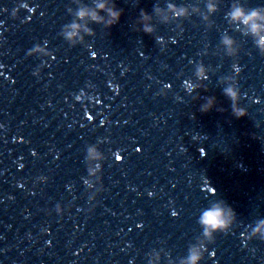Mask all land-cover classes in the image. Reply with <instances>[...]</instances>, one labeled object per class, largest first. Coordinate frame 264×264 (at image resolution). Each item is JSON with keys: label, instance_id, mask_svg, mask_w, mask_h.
Here are the masks:
<instances>
[{"label": "clouds", "instance_id": "clouds-1", "mask_svg": "<svg viewBox=\"0 0 264 264\" xmlns=\"http://www.w3.org/2000/svg\"><path fill=\"white\" fill-rule=\"evenodd\" d=\"M74 3L77 4V9L75 11V20L68 25L64 26L63 36L66 40H68L73 46L77 43L83 44L84 38L86 36H94V31L87 26V24L80 23L85 20H91L97 24H103L108 28L113 27L117 23H119L122 11L118 10L114 0H97L95 3V8L90 9L85 6L79 5V0H73ZM199 2V0H198ZM220 0H207L205 4V9L201 10L196 5L189 7L186 6H178L175 3H168L166 10H161L160 8H156L155 11L157 15L162 16L165 23H168L172 20H190L193 15L199 16L206 25L211 27V17L214 16L219 11ZM21 9L26 10L30 15L28 20L31 19V14H34L36 11V7L30 6L27 0H21V2L14 8L11 12V16L15 19L18 17V13ZM71 13V9H69ZM100 13H105V15H101ZM43 15V14H41ZM141 24L143 25L142 31L146 35H152L154 33V29L151 26V16L145 12L141 11ZM225 19L229 22V25L236 32L241 33L244 36H250L253 40V44L255 48L261 55H264V7H256V8H245L241 3L234 2L230 11L225 14ZM83 33L84 35H81ZM157 43L163 44L164 40L162 37H157ZM171 44H176L177 40L173 37L170 39ZM221 44L224 47L226 54L229 57L237 58L239 57L240 50L237 47L236 41L229 36L227 33L221 39ZM89 52L91 53L92 59L96 58V53L89 48ZM28 57H38L40 58L41 63L36 68V70L32 73L33 76L39 78L41 74V70L48 66V60H55L56 57L52 51L48 48V43L45 41L43 45L36 44L31 49H29L26 53ZM3 66L0 65V68ZM233 71L235 73L234 77L229 78L233 85L224 89L225 95H227L232 101L233 105V115L236 118H243L247 116V110L239 107V100L242 96V93L238 87V81L235 80L236 75L239 74L240 68L237 64L233 65ZM196 77L197 80L201 82V86L203 85V81L209 79L208 69L205 67L203 62H200L196 68ZM187 85L186 91L191 94L195 91V88L191 84ZM111 87V85H110ZM165 89L170 90V85H165ZM163 94V93H162ZM83 92L76 96V100L80 101ZM259 103V101H256ZM97 103L99 101L97 100ZM215 105L213 101H209L205 104L200 111L202 113H208L214 109ZM87 115V114H86ZM89 121L92 120L91 116H87ZM105 121H101V126H103ZM0 127H3L0 125ZM106 139H100L96 144H89L86 146L84 151L83 163L85 165L86 176L82 177V183L86 190L88 191V203L92 205L89 208V212L95 210V206L98 200V197L106 191L103 185V171L105 162L109 159L105 155V153L98 147L99 144L106 143ZM137 152L140 151L138 148ZM201 155H204V150L201 149ZM35 156V152L32 153ZM115 156L116 163H120L122 157L120 155V150L112 153ZM23 165H20L22 168ZM49 180L48 176L40 175L35 178V184H47ZM207 182V181H206ZM20 187H23V182L19 184ZM201 191H205L210 193L211 195H215V189L207 187L202 188ZM149 197L153 195V193H148ZM9 199H13V197L9 196ZM70 212V207L67 209ZM78 211L80 209H77ZM54 211L57 216L63 217L66 207L57 203L55 205ZM51 213H49L50 215ZM172 215L175 217L177 215L176 212H173ZM235 212L231 207H224L221 204L213 205L210 208L205 209L198 220V223L202 227V235L204 241L199 243V246H193L189 249L188 256L181 261V264H202L205 253H208L210 257H214V252H209L208 245L215 243L216 234H224L227 235L230 233V228L232 226L233 221L235 220ZM137 227H141V225H137ZM44 234L47 233V229L42 230ZM241 237L244 241L251 240H260L264 242V223H260L256 228H254L250 234H241ZM29 238H31L29 234ZM2 239V237H0ZM206 241V242H205ZM161 257L157 253L154 256L149 257L148 264H160ZM132 264V261L129 262Z\"/></svg>", "mask_w": 264, "mask_h": 264}, {"label": "water", "instance_id": "water-1", "mask_svg": "<svg viewBox=\"0 0 264 264\" xmlns=\"http://www.w3.org/2000/svg\"><path fill=\"white\" fill-rule=\"evenodd\" d=\"M182 2L186 7L196 5L206 11L207 0ZM234 2L241 3L245 8L264 7V0H220L219 11L210 18L211 27L197 15H193L190 20L220 89L264 223V55L255 48L250 36L234 31L225 19V14L230 11ZM225 33L236 41L240 50L239 57L232 58L226 54L221 44ZM234 64L240 68L239 74L235 77L242 93L239 107L246 109L248 113L243 118H236L233 115L232 101L224 93L225 88L236 86L229 79L235 75Z\"/></svg>", "mask_w": 264, "mask_h": 264}, {"label": "snow or ice", "instance_id": "snow-or-ice-1", "mask_svg": "<svg viewBox=\"0 0 264 264\" xmlns=\"http://www.w3.org/2000/svg\"><path fill=\"white\" fill-rule=\"evenodd\" d=\"M141 227H142V225H141Z\"/></svg>", "mask_w": 264, "mask_h": 264}]
</instances>
